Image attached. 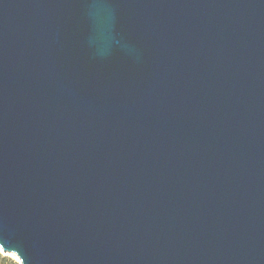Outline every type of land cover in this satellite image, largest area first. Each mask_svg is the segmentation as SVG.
<instances>
[{"label":"water","instance_id":"obj_1","mask_svg":"<svg viewBox=\"0 0 264 264\" xmlns=\"http://www.w3.org/2000/svg\"><path fill=\"white\" fill-rule=\"evenodd\" d=\"M0 248L264 264V0H0Z\"/></svg>","mask_w":264,"mask_h":264},{"label":"rangeland","instance_id":"obj_2","mask_svg":"<svg viewBox=\"0 0 264 264\" xmlns=\"http://www.w3.org/2000/svg\"><path fill=\"white\" fill-rule=\"evenodd\" d=\"M0 264H20L15 254L4 253L0 248Z\"/></svg>","mask_w":264,"mask_h":264}]
</instances>
